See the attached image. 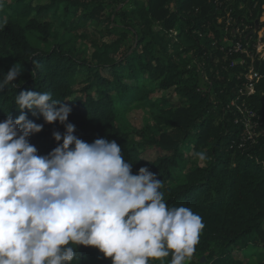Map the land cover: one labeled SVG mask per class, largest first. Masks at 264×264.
Instances as JSON below:
<instances>
[{"label": "trees", "instance_id": "16d2710c", "mask_svg": "<svg viewBox=\"0 0 264 264\" xmlns=\"http://www.w3.org/2000/svg\"><path fill=\"white\" fill-rule=\"evenodd\" d=\"M115 1L48 0L41 5L3 0L0 79L16 64L22 70L0 89V122L21 114L15 104L21 92L51 93L72 108L67 122L75 126L74 135L88 143L114 140L133 174L147 167L162 181L166 206L189 207L202 217L205 227L190 264H246L234 253L249 244L264 246V59L256 56L253 32L257 23L263 25L264 0H148L136 17V11L113 14L137 27L130 47L124 33L105 27L112 25L106 12ZM78 30L91 45L89 59L66 43L43 51L29 39L34 34L48 45L61 31ZM227 33L233 34L231 43L248 44L253 56L229 51L223 44ZM190 53L206 73L210 91L202 90L196 68L181 69L176 61ZM250 65L263 76L253 93ZM164 90L174 91L177 105L166 108L163 100L157 108L152 96ZM136 101L153 109V124L143 132L127 131L118 121L115 104ZM23 111L43 125L29 137L38 155L62 143L52 134L63 136L64 125L45 123L36 109ZM200 151L205 161L195 157ZM76 251L73 264H111L94 247L81 245ZM164 260L169 264L171 256Z\"/></svg>", "mask_w": 264, "mask_h": 264}, {"label": "clouds", "instance_id": "9594fccd", "mask_svg": "<svg viewBox=\"0 0 264 264\" xmlns=\"http://www.w3.org/2000/svg\"><path fill=\"white\" fill-rule=\"evenodd\" d=\"M21 70L19 64L9 69L0 89ZM15 104L21 114L0 122V264H73L81 245L96 248L111 264L191 260L202 217L189 207L166 206L162 181L147 167L133 174L114 140L79 139L67 122L72 108L49 92L23 91ZM24 109L64 125L63 136L52 134L62 143L47 155L30 144L43 125ZM194 155L207 159L203 151Z\"/></svg>", "mask_w": 264, "mask_h": 264}, {"label": "rangeland", "instance_id": "374dc122", "mask_svg": "<svg viewBox=\"0 0 264 264\" xmlns=\"http://www.w3.org/2000/svg\"><path fill=\"white\" fill-rule=\"evenodd\" d=\"M10 2H13L14 0H9ZM148 0H116L107 8V15L112 16V25L107 24L105 25L106 28H117L118 32L124 33L128 37L127 41V47L132 46L135 43L136 37H137V27L133 25L134 23L132 21L124 20L121 17L113 16L115 12H129V11H136V15L139 14V12L145 8L147 5ZM35 4H41L44 5L48 2V0H34ZM130 17V16H129ZM131 20V18H130ZM261 23L263 24L261 27L258 28V30H253L255 34L260 36L261 39L264 40V19L261 17ZM140 24V23H139ZM115 25V26H113ZM156 30H158L160 27L155 26ZM247 29L241 31V34L243 32H246ZM83 31L78 30L77 32L74 31H67V32H60L58 38L51 39L50 43L48 45L44 44L41 41V38H39L37 35L31 34L29 35L30 42L33 46H35L38 49H41L43 51H47L58 44H65L68 48L75 49L77 53L81 55L83 59H89L92 55L91 45L86 41V39L82 36ZM172 36H177V33H173ZM232 36L233 34H226L225 40L223 41V44L229 45L232 42ZM264 52V49L261 51V53H257L256 56L259 58L261 57V54ZM249 56H253L251 52H249ZM243 60V59H239ZM177 62H181V69L185 70H191L196 68L198 72H200L201 76V87L202 90H209V82L208 77L206 76V73L199 68L198 64L195 59L193 58V54L188 55H182L181 58L176 59ZM252 68V65L248 68L250 70ZM142 84H146V81L143 80ZM254 92V89H253ZM252 92V93H253ZM264 96V92H263ZM214 100L216 97L213 95ZM153 102H156L157 108L161 107V102L168 101L167 107L170 108L172 106H175L178 104V97L174 94L173 90H164V91H158V93H154L152 96ZM117 110H118V121L119 123L127 130V131H133V132H143L146 127L151 126L153 124V109L151 107H148L144 105L141 101H136L132 104L128 105H119L118 103L115 104ZM234 257L238 261L245 262L246 264H257L260 261H264V246L259 245L258 247L254 246L253 244H249L248 246H245L242 251H236L234 253ZM190 260L186 261V264H190ZM205 262V261H203ZM149 264H166V261L164 258L161 260H150Z\"/></svg>", "mask_w": 264, "mask_h": 264}, {"label": "built area", "instance_id": "2783aa9c", "mask_svg": "<svg viewBox=\"0 0 264 264\" xmlns=\"http://www.w3.org/2000/svg\"><path fill=\"white\" fill-rule=\"evenodd\" d=\"M262 17L264 19V12L262 14ZM256 39L257 40H256V44L254 47H255L257 53H261V51L264 49V40L261 39L260 36H258V35H257ZM227 46H229V51L238 52L241 54H245L248 57H252V56H249V53H248V48H249L248 44L244 46L241 42H236V43H231ZM260 59H264V52L261 54ZM240 62L242 63V61H240ZM262 77L263 76L260 73H258L253 67L249 70L248 75H247V79L250 81V83L248 85V89L250 90V93L253 92L254 85H255L254 83L259 82L262 79ZM246 128L248 130V134L251 135L250 121H248V123L246 124Z\"/></svg>", "mask_w": 264, "mask_h": 264}, {"label": "water", "instance_id": "95a60500", "mask_svg": "<svg viewBox=\"0 0 264 264\" xmlns=\"http://www.w3.org/2000/svg\"><path fill=\"white\" fill-rule=\"evenodd\" d=\"M258 28H259V23H257V28L256 29L258 30ZM202 261H205V259L203 258Z\"/></svg>", "mask_w": 264, "mask_h": 264}]
</instances>
